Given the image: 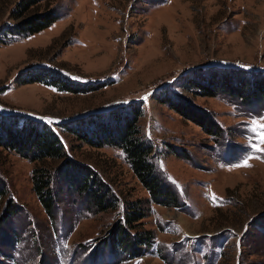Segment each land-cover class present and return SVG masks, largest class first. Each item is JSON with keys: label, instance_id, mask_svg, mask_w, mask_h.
Instances as JSON below:
<instances>
[{"label": "rangeland", "instance_id": "rangeland-1", "mask_svg": "<svg viewBox=\"0 0 264 264\" xmlns=\"http://www.w3.org/2000/svg\"><path fill=\"white\" fill-rule=\"evenodd\" d=\"M49 13L0 34V264H264V0H0V29ZM137 110L177 206L107 142ZM41 125L64 157L6 146Z\"/></svg>", "mask_w": 264, "mask_h": 264}, {"label": "trees", "instance_id": "trees-1", "mask_svg": "<svg viewBox=\"0 0 264 264\" xmlns=\"http://www.w3.org/2000/svg\"><path fill=\"white\" fill-rule=\"evenodd\" d=\"M24 1L20 3V7L23 5ZM33 1H26V3L23 5L24 11L28 10L29 7L33 6ZM58 20L57 16H54L53 14H46L44 16H36L27 19L24 21L21 25L14 26V29H0V34L3 35H13L14 34H25V35H31L35 33H39L43 31L44 29L50 27L53 23H55ZM17 31V32H12ZM8 40V39H7ZM7 40H0V45L4 43V41ZM208 96H214L215 94L213 92H207L206 94ZM135 116H132L133 118H130L125 122L123 125L122 130H115L113 131L114 135L111 136V139H107V142H109L111 145L119 146V148L123 149L126 159L128 163L130 164L132 170L134 171L135 175L138 177L140 182L143 184V186L149 191L152 201L154 203H157L159 205L163 206H177V198L173 194L172 190L169 187L163 186L162 183L159 181V179L154 174V166L150 160V154L152 153V148L148 146L147 141L143 138V136L140 133V130L138 128V120H139V112L135 113ZM42 127L39 129V131L31 132L33 136L37 135V132L42 133V136H40L37 140L32 141L28 138V141H18L13 142L12 144L6 145L10 149L16 151H20L21 154L25 156L28 155L25 151L29 150V152L32 153L34 149L38 152V154L31 155L33 156L34 160H39L43 157H52V158H62L65 156L64 154V144L60 137L52 130L51 127L48 125H41ZM45 129V130H44ZM42 131V132H40ZM96 142L98 143L97 147H101L104 145V141L98 140V138H95ZM102 139V138H101ZM115 140V142H113ZM94 180L93 183H90L89 178L88 180L84 181L83 190L87 189L90 193H94L91 191H94L93 184L94 182H97L95 179V176L93 175ZM34 182V190L39 195L41 200L43 201V205L48 213H50L54 209V201L52 197L51 186L52 180L51 177L48 175H43L39 173H35L33 177ZM96 199L97 205L103 207V199L100 197V199L94 197ZM132 209H135L133 207ZM134 217H129V222L131 221H138L140 219H143L145 214L144 212L136 213L132 212ZM136 213V214H135ZM132 215V214H131ZM132 215V216H133Z\"/></svg>", "mask_w": 264, "mask_h": 264}, {"label": "snow or ice", "instance_id": "snow-or-ice-1", "mask_svg": "<svg viewBox=\"0 0 264 264\" xmlns=\"http://www.w3.org/2000/svg\"><path fill=\"white\" fill-rule=\"evenodd\" d=\"M246 163V162H245Z\"/></svg>", "mask_w": 264, "mask_h": 264}]
</instances>
